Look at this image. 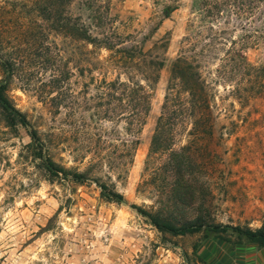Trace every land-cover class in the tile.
<instances>
[{
	"label": "rangeland",
	"instance_id": "374dc122",
	"mask_svg": "<svg viewBox=\"0 0 264 264\" xmlns=\"http://www.w3.org/2000/svg\"><path fill=\"white\" fill-rule=\"evenodd\" d=\"M93 1L72 0L69 14L91 24ZM98 1L107 31L129 37L124 48L164 61L138 134L100 88L103 80H127L109 51L55 32L34 0H0V86L27 123L0 110V264H239L233 257L241 251L203 232L160 233L131 206L177 220L203 215L207 223L264 225V40L244 51L214 44L206 52L214 33L238 40L235 20L214 23L212 33L210 24L200 30L194 0ZM91 27L94 36L103 32ZM200 52L211 55L201 75L216 89L217 111L212 137L190 135L189 124L172 135L175 151L188 146L199 158L192 166L196 199L185 207L173 202L168 154L149 152L172 62ZM234 52L244 55L248 72L234 65L222 80V62L213 58ZM34 132L43 147L31 140ZM48 160L86 180L50 173ZM96 182L126 204L104 199Z\"/></svg>",
	"mask_w": 264,
	"mask_h": 264
},
{
	"label": "trees",
	"instance_id": "16d2710c",
	"mask_svg": "<svg viewBox=\"0 0 264 264\" xmlns=\"http://www.w3.org/2000/svg\"><path fill=\"white\" fill-rule=\"evenodd\" d=\"M72 0H34V6L40 13L43 21L50 22L55 32L67 35L74 40L83 42L94 50H105L111 53V57L121 71L125 72L126 81L120 79L114 81L103 80L100 88L104 90V96L117 103L116 108L120 112L119 119L130 121V131L138 134L150 111V99L152 87L158 82L159 72L164 67V61L158 58L147 60L142 53L133 51L136 48H124L129 37L121 35L117 31H107V15L102 12L103 6L98 0L87 3L90 11L89 21L102 33L99 36L92 34V25L84 22L80 17H72L69 14L68 4ZM193 13L197 15L200 30L205 29L214 32L213 24L224 19V25L236 21V26L242 35L238 40L223 36L232 35L233 32L221 31L214 33L212 44L207 51H216L215 46L222 45L229 49L227 51H244L247 46L264 40V0H194L192 4ZM104 11V10H103ZM256 17V21H253ZM258 25L259 27H255ZM234 27V28H235ZM98 30V31H99ZM193 40L196 38H192ZM186 40L189 41L187 38ZM222 40V41H221ZM2 45L0 44V50ZM48 49L41 48L40 51ZM205 50V48H203ZM202 50V51H203ZM139 58V56H141ZM210 59L211 55L200 52L192 57H178L169 70V79L166 95L161 108V114L157 119L156 128L152 137L149 156L156 154H168V165L166 171L171 177V195L173 202L180 206L190 207L196 199V190L191 184L193 178L192 166L199 158L192 153L188 146H183L179 151L173 149L172 135L178 133L189 124V134L201 137L213 136L217 106L215 103L216 89L208 83L201 75V62ZM220 60L222 65L216 71L219 78L227 81L229 68L234 65L248 72L250 65L242 53L234 52L232 55L226 53V60ZM45 62V61H44ZM9 62H5L7 65ZM3 69V63H0ZM137 75L141 76L143 82L138 81ZM232 78V77H231ZM5 87L0 86V110L10 118H19V124L27 126L24 118L12 107L5 95ZM128 117H124L125 115ZM11 118V120H12ZM37 146L43 147L39 142L37 133L30 136ZM135 144H138L135 142ZM41 149V148H40ZM134 149V148H133ZM130 156V154H129ZM47 170L52 174H62L70 177L76 182L86 180L84 175L71 173L57 167L53 162L47 161ZM104 199L112 200L119 204H126L123 196L108 191L104 184L96 182ZM138 214L144 217L158 232L169 234L173 237L195 235L203 232L204 239L220 241L231 247V252L241 251L248 246L264 249V225L259 229L252 230L248 227L220 225L207 223L203 215H195L191 219L177 220L175 217H166L160 213H148L139 207L131 206Z\"/></svg>",
	"mask_w": 264,
	"mask_h": 264
},
{
	"label": "crops",
	"instance_id": "0c3cea01",
	"mask_svg": "<svg viewBox=\"0 0 264 264\" xmlns=\"http://www.w3.org/2000/svg\"><path fill=\"white\" fill-rule=\"evenodd\" d=\"M240 254L233 257V261L236 260L239 264H264V249L248 246L243 248Z\"/></svg>",
	"mask_w": 264,
	"mask_h": 264
}]
</instances>
